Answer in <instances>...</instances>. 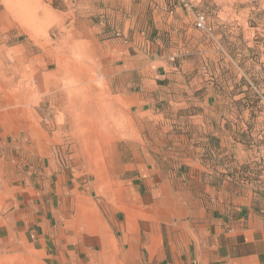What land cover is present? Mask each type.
<instances>
[{"label":"crops","instance_id":"obj_1","mask_svg":"<svg viewBox=\"0 0 264 264\" xmlns=\"http://www.w3.org/2000/svg\"><path fill=\"white\" fill-rule=\"evenodd\" d=\"M46 1L97 49L132 158L92 197L57 159L33 62L0 105V264H264V0Z\"/></svg>","mask_w":264,"mask_h":264},{"label":"rangeland","instance_id":"obj_2","mask_svg":"<svg viewBox=\"0 0 264 264\" xmlns=\"http://www.w3.org/2000/svg\"><path fill=\"white\" fill-rule=\"evenodd\" d=\"M27 2L29 7L21 0H0V105L22 103L33 81V62L46 65L57 121L48 126L57 159L70 165L95 197L92 184L107 188L132 158L123 139L130 129L134 137L136 129L113 107L97 49L61 30L59 12L46 0ZM33 52L41 58L34 61Z\"/></svg>","mask_w":264,"mask_h":264},{"label":"built area","instance_id":"obj_3","mask_svg":"<svg viewBox=\"0 0 264 264\" xmlns=\"http://www.w3.org/2000/svg\"><path fill=\"white\" fill-rule=\"evenodd\" d=\"M172 1L182 2L186 6L190 5L188 0H172ZM103 22H105V21H103ZM195 24H196V28L199 31H203V32H207V33H211L213 31V29L207 25V16L204 12H199L196 14ZM116 36L119 37L120 34L116 33ZM259 95L261 97L262 103L264 104V92L259 93ZM263 174H264V171H263Z\"/></svg>","mask_w":264,"mask_h":264},{"label":"bare ground","instance_id":"obj_4","mask_svg":"<svg viewBox=\"0 0 264 264\" xmlns=\"http://www.w3.org/2000/svg\"><path fill=\"white\" fill-rule=\"evenodd\" d=\"M21 1H22V0H21ZM23 1H24V2H23ZM23 1H22L23 3H25V2L27 3V1H25V0H23ZM28 3H29V2H28ZM28 3H27V5H28Z\"/></svg>","mask_w":264,"mask_h":264}]
</instances>
